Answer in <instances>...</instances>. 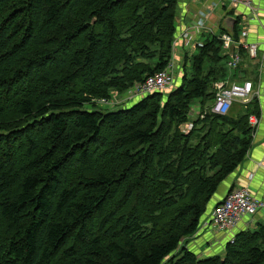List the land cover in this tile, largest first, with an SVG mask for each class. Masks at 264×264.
Listing matches in <instances>:
<instances>
[{
    "label": "trees",
    "instance_id": "1",
    "mask_svg": "<svg viewBox=\"0 0 264 264\" xmlns=\"http://www.w3.org/2000/svg\"><path fill=\"white\" fill-rule=\"evenodd\" d=\"M178 4L0 0V264H264V222L219 253L188 248L261 117L257 98L238 121L210 105L196 136L177 131L191 102H214L211 86L232 78L226 30L199 46L182 85L115 111L84 109L167 67ZM210 59L215 75L204 76ZM214 122L229 130L213 142Z\"/></svg>",
    "mask_w": 264,
    "mask_h": 264
},
{
    "label": "built area",
    "instance_id": "2",
    "mask_svg": "<svg viewBox=\"0 0 264 264\" xmlns=\"http://www.w3.org/2000/svg\"><path fill=\"white\" fill-rule=\"evenodd\" d=\"M225 7L232 11L239 8L253 11L256 0H222ZM246 16L241 17L238 38L232 37L225 33L222 35L224 55L228 56V66L232 72L237 73L242 64V50L246 51L251 59H256L259 55V46L255 43H247L249 30L246 25ZM201 32L200 27L187 30L182 34V39L187 44L193 45L192 32ZM178 39V38H177ZM175 43H178V40ZM176 81V65L170 61L167 67L158 72L156 75L148 77L145 81L135 84L132 88V97L135 100L145 98L154 93L165 92L169 90ZM216 95L212 104L211 111L215 114L226 116L229 114L233 105L238 102L248 103L255 99V83L251 80L243 81H222L214 85ZM107 100L103 99L105 103ZM255 127L258 123L256 117L250 118ZM264 211V199L258 197L249 187H239L231 191L226 199L219 205L215 206L211 212V217L204 224L205 229H212L225 235V240L233 242L237 233L242 230L252 229L258 222L259 214Z\"/></svg>",
    "mask_w": 264,
    "mask_h": 264
},
{
    "label": "crops",
    "instance_id": "3",
    "mask_svg": "<svg viewBox=\"0 0 264 264\" xmlns=\"http://www.w3.org/2000/svg\"><path fill=\"white\" fill-rule=\"evenodd\" d=\"M243 15H247L246 25L249 30L246 41L247 43H255L259 46V56L256 59H251L246 51L241 52L242 64L239 70H237V73L236 71L233 73L235 76L233 80H251L255 83V98L258 97L257 99L260 102L261 117L257 119L258 123L255 126L253 147L245 163L234 175L235 179L233 182L237 183V188L249 187L253 189L258 197L264 199V0H256L253 11L246 10L242 7L232 11L224 6L222 0H179L177 9L178 31L176 38L180 39L181 42L178 55L181 56L182 54L184 56L187 49L185 48L186 40H182V34L187 30H193L196 27H200L202 30L201 32H192L193 46L198 47L203 45L206 39H211L215 35L212 30L218 27L222 29L223 20L227 16H233L235 18L239 16L241 19ZM238 29L240 30L239 24ZM242 71H245V78H240ZM242 176H244V179H242ZM228 186L229 183H226L224 187ZM213 209L214 207L210 208L207 216L211 214ZM208 217L205 219V223L208 222ZM261 217L264 218V211L262 214H259L258 221ZM207 234H212L210 229H207ZM208 238H211V236H208ZM212 242L216 243L217 241Z\"/></svg>",
    "mask_w": 264,
    "mask_h": 264
},
{
    "label": "rangeland",
    "instance_id": "4",
    "mask_svg": "<svg viewBox=\"0 0 264 264\" xmlns=\"http://www.w3.org/2000/svg\"><path fill=\"white\" fill-rule=\"evenodd\" d=\"M198 22H201V21H198ZM198 24H200V23H198ZM215 24H217V23H215ZM221 30L222 29L218 27L212 31L215 34H220ZM182 40H184V39H182ZM187 43L188 42L186 41L185 48L187 49V52L184 54V56L182 54H181V56L178 55L179 45H181V42L179 40H178V43H175V45L172 46V50H171V61H173V63L176 65V81H175V83H177L179 86L182 85V82L186 77L188 78V77L194 76V69L192 68L193 67L192 60H193L194 56L199 51V49H198L199 46L194 47L192 44H187ZM153 46L155 48H157V45H153ZM223 53H224V50H223ZM226 60H227V66H228L229 58H227ZM140 61H142V60H140ZM146 63H149V61H146ZM150 63L152 65L155 64L154 61L150 62ZM212 65H213V62L211 61V59L208 61L206 60L205 69L203 71L204 76H206L207 74H214L215 75V73H212V70L210 69V67ZM214 65L216 66V63ZM227 66H226V71H227L229 76H232V78L228 79L226 81H230V80L234 81L233 80V79H235V76L233 75L234 72H232L230 70L229 66L228 67ZM220 82H222V81H220ZM135 84L132 87L128 88L127 90H124L121 92H119L117 90H110V97L109 98L92 99L91 104H86L84 106V109H86V110L99 109L102 111H115L118 109L126 108L127 106L132 104V101L135 102V97H132V94H131L132 88L135 86ZM213 86H214V84L211 87H213ZM173 88H174V85L170 88V91ZM168 95L169 94L166 93L165 95L162 96L163 101L167 100ZM103 99H106L107 101L105 103H103L102 102ZM212 103H213V97H210V99L205 100L204 102L203 101L199 102L197 100L194 102H191L189 105V109L187 111V114H186V119L183 122H180V124H178L177 131L179 133H182L185 136H188V137L191 134L193 136H196V134H194L195 129H196L195 128L196 123L194 121L197 120L198 118H204L206 113H208L207 110L210 108V105H212ZM244 104H247V103L238 102L235 105H233L232 109L229 112L230 116L235 118L238 121L240 118L239 117L237 119L239 110H241V107ZM197 115H199V116H197ZM214 125H213V127L215 129V136H214L213 142L221 135V133H224V132L229 130V128L227 126L222 125L221 122H218V123L214 122ZM236 135H239V133H236ZM254 140H255V137H254V133H253V136H252V142L253 143H254ZM194 142L198 143L199 140H195ZM213 149H214V151H218L220 149V146L217 143H215ZM232 152L230 151V153H232ZM238 171L239 170H237V172ZM234 179H235L234 175H230L228 177L227 182L229 183L230 186H233V180ZM223 188H225V189H223ZM227 191H228V187H224V185H223V187L221 188V190L219 191L217 196H215L211 200V202L207 208V211H208V212H206L207 214L210 212L209 209H210L211 205L215 204L218 200L223 199L225 197ZM208 216L207 217L209 219L211 217V215H208ZM259 222H264V218L261 217L259 219ZM204 224H205V221L203 222L202 226L200 227L198 233L195 234L194 240H192L190 242V244L188 245L189 250L192 252H196L198 254L199 258H202V257H204L208 254H212L214 252H216V253L221 252V250H223L221 245H223L224 244L223 242L225 241V237H224L225 235H223L222 233H218L215 230V228H212L210 230L212 234H207V229L204 228ZM201 234H203V236H202L203 239H201L200 237H197L198 235H201ZM212 235H213L212 241H217V242L215 243V242L210 241L209 244H205L208 242V236H212Z\"/></svg>",
    "mask_w": 264,
    "mask_h": 264
},
{
    "label": "water",
    "instance_id": "5",
    "mask_svg": "<svg viewBox=\"0 0 264 264\" xmlns=\"http://www.w3.org/2000/svg\"><path fill=\"white\" fill-rule=\"evenodd\" d=\"M237 24V19L233 16H227L222 23V29L226 30L228 34H230L232 37L235 36V27ZM245 71H242L240 73V78H245Z\"/></svg>",
    "mask_w": 264,
    "mask_h": 264
}]
</instances>
